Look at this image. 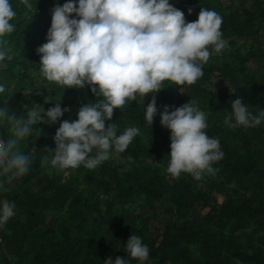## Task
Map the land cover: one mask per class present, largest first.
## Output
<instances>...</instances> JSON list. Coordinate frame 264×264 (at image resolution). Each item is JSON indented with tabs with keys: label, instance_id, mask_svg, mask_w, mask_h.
Masks as SVG:
<instances>
[{
	"label": "trees",
	"instance_id": "16d2710c",
	"mask_svg": "<svg viewBox=\"0 0 264 264\" xmlns=\"http://www.w3.org/2000/svg\"><path fill=\"white\" fill-rule=\"evenodd\" d=\"M29 2L31 11L10 0L14 31L0 39L13 59L0 62V108L26 116L33 104L47 110L59 102L69 111L55 123L33 125L19 144L32 163L5 184L7 191L0 189V201L15 204V215L0 227V264H104L118 256L139 264L125 251L132 234L149 249L144 264H264V121L252 128L224 123L237 98L253 115L264 109V0H169L186 22L196 21L201 8L216 11L226 47L210 55L203 76L182 86L184 92L163 82L152 125L145 119L152 93L114 109L105 124L114 123L117 136L139 129L125 151L112 150L95 169L64 170L41 164L53 155L48 149L56 147L60 122L76 120L81 106L103 97L89 85L64 88L42 76L36 49L47 42L51 10L67 0ZM190 100L206 113L204 131L220 141L224 157L213 164L215 174L197 180L182 172L174 179L166 171L171 131L160 113ZM0 137L8 138L5 125Z\"/></svg>",
	"mask_w": 264,
	"mask_h": 264
},
{
	"label": "clouds",
	"instance_id": "9594fccd",
	"mask_svg": "<svg viewBox=\"0 0 264 264\" xmlns=\"http://www.w3.org/2000/svg\"><path fill=\"white\" fill-rule=\"evenodd\" d=\"M21 2L32 10L29 0ZM51 11L47 42L36 49L42 76L64 88L89 85L96 97H103L81 106L76 120L60 122L53 137L56 147L48 149L53 155L51 159L43 157L41 164L61 170L80 165L95 169L110 158L112 150L125 151L139 129L129 127L117 136L116 125L105 124L112 119L114 109L123 110L127 101L144 100L152 93L145 112L147 123L152 125L158 111L155 94L164 88L163 82L170 81L184 92L182 86L195 84L203 76L202 65L210 55L226 47L223 20L216 11L201 8L196 21L186 22L184 12L169 0H78V5L76 0H67ZM16 15L10 0H0V38L14 31L10 21ZM5 43L0 39V62L13 59L11 47H2ZM4 92L0 85V93ZM66 111L69 109L59 102L47 110L33 104L26 116L0 108V125L8 131L7 139L0 138V189L7 191L6 183L29 172L32 158L19 144L31 135L32 126L55 123ZM262 121L264 109L253 115L240 98L232 101L231 112L224 118L230 128H252ZM160 123L171 131L166 171L172 178L178 179L182 172L197 180L205 173L215 174L213 164L223 159L224 153L220 141L204 131L208 127L206 113L195 106V101L172 111L165 105ZM14 209V202L0 201V227L15 215ZM125 251L139 264L149 258L147 245L134 234ZM104 264H126V259L118 256L113 261L109 257Z\"/></svg>",
	"mask_w": 264,
	"mask_h": 264
},
{
	"label": "built area",
	"instance_id": "2783aa9c",
	"mask_svg": "<svg viewBox=\"0 0 264 264\" xmlns=\"http://www.w3.org/2000/svg\"><path fill=\"white\" fill-rule=\"evenodd\" d=\"M1 138V137H0Z\"/></svg>",
	"mask_w": 264,
	"mask_h": 264
}]
</instances>
